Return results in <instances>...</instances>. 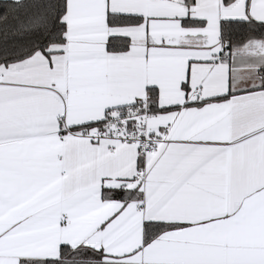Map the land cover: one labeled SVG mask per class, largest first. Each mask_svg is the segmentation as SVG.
<instances>
[{"label": "snow or ice", "instance_id": "6c2138e0", "mask_svg": "<svg viewBox=\"0 0 264 264\" xmlns=\"http://www.w3.org/2000/svg\"><path fill=\"white\" fill-rule=\"evenodd\" d=\"M0 264H264V0H0Z\"/></svg>", "mask_w": 264, "mask_h": 264}]
</instances>
